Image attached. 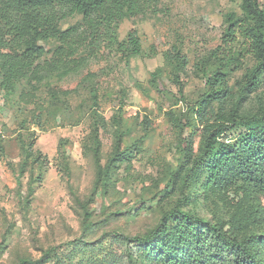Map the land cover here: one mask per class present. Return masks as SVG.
Masks as SVG:
<instances>
[{"label":"rangeland","instance_id":"rangeland-1","mask_svg":"<svg viewBox=\"0 0 264 264\" xmlns=\"http://www.w3.org/2000/svg\"><path fill=\"white\" fill-rule=\"evenodd\" d=\"M240 4L241 0H153L145 13L123 19L118 27L119 40L129 30L137 31L139 55L126 62L104 46L80 70L45 77L30 103L20 98V92L30 90L26 79L7 92L0 72L4 135L0 137V264L40 259L49 248L55 250L44 264H133L134 260L164 264L116 233L142 235L180 196L181 164L198 153L202 141L197 110L207 87L196 64L221 44L225 14L240 16ZM260 5L264 10V0ZM78 22L80 15L70 16L61 28ZM39 44L45 50L39 62L50 60L57 42ZM174 49L187 60L179 72L163 58L164 52ZM243 55L230 76L229 95L210 105L215 113L229 110L244 68L255 64L250 53ZM157 68L158 90L149 83ZM89 72L96 74L102 123L97 134L88 83L83 80ZM60 90L70 93L64 96ZM260 111H264V73L239 105L241 114ZM170 112L180 120V127L174 125ZM95 135L102 169L118 154L104 178L98 177L93 155ZM120 154L128 160L119 159ZM239 195L233 189L191 192L182 208L207 219H227ZM84 203L90 214L87 228Z\"/></svg>","mask_w":264,"mask_h":264},{"label":"trees","instance_id":"trees-1","mask_svg":"<svg viewBox=\"0 0 264 264\" xmlns=\"http://www.w3.org/2000/svg\"><path fill=\"white\" fill-rule=\"evenodd\" d=\"M152 3L153 0H0V72L4 89L12 92L15 83L26 79L30 90L20 92V98L30 103L45 77L53 72L69 75L80 70L104 46L128 62L141 53V43L135 29L119 40V24L123 19L145 13ZM240 7V16L225 14L226 29L221 44L210 52L211 56L196 64L207 87L197 110L199 123L203 125L202 141L198 153L181 164L184 170L178 186L180 196L161 214L155 226L142 235L116 233L124 242L156 255L164 264H264V231L260 230L264 229V111L239 112L243 96L255 88L264 73V10L260 0H241ZM74 15H80V22L62 29L61 22ZM51 40L57 45L50 60L39 62L45 54L39 42ZM239 45L242 47L238 48ZM244 53H250L255 64L244 68L229 110L215 113L210 105L222 103L229 95L230 76L239 68ZM163 58L178 72L187 64L178 49L164 52ZM95 76L89 72L83 80L88 83L96 133V127L102 123L97 112ZM149 83L158 90L159 68L151 73ZM60 93L67 96L70 91ZM51 96L56 94L52 92ZM170 115L174 125L180 127V120L171 112ZM93 155L98 177H106L118 154L102 169L95 135ZM119 159L128 160L121 154ZM228 189L240 195L227 219H207L182 208L187 193ZM83 207V223L87 228L90 214L85 203ZM54 250L49 248L40 259H21L18 264H44ZM126 256L133 261L129 252ZM133 262L137 264L136 260Z\"/></svg>","mask_w":264,"mask_h":264},{"label":"built area","instance_id":"built-area-1","mask_svg":"<svg viewBox=\"0 0 264 264\" xmlns=\"http://www.w3.org/2000/svg\"><path fill=\"white\" fill-rule=\"evenodd\" d=\"M0 137L1 138H3L4 137V135H3V133L0 131Z\"/></svg>","mask_w":264,"mask_h":264}]
</instances>
